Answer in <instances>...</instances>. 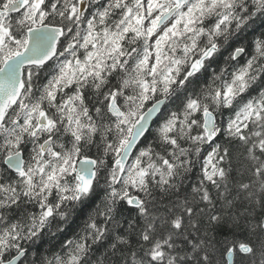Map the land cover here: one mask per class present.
<instances>
[{
	"label": "snow or ice",
	"instance_id": "snow-or-ice-1",
	"mask_svg": "<svg viewBox=\"0 0 264 264\" xmlns=\"http://www.w3.org/2000/svg\"><path fill=\"white\" fill-rule=\"evenodd\" d=\"M257 255L264 0H0V264Z\"/></svg>",
	"mask_w": 264,
	"mask_h": 264
},
{
	"label": "trees",
	"instance_id": "trees-1",
	"mask_svg": "<svg viewBox=\"0 0 264 264\" xmlns=\"http://www.w3.org/2000/svg\"><path fill=\"white\" fill-rule=\"evenodd\" d=\"M197 175H198V172H197ZM83 219H84L83 216L78 217V218L76 219V223L72 226L73 231L76 230L77 226L82 225V223H83ZM67 234H68V235H71L72 232L70 231V232L67 233ZM58 243H59V241H58L57 239L52 238V244H54V245H58ZM49 247H51V245H49V244H44L43 247H42V249H41V251H44V250L48 249ZM103 252H104V250L101 249L100 252L96 253L97 257L102 256V255H103ZM252 259H253V261L255 262V264H259V259H260L259 255H257L256 257H254V258H252Z\"/></svg>",
	"mask_w": 264,
	"mask_h": 264
}]
</instances>
